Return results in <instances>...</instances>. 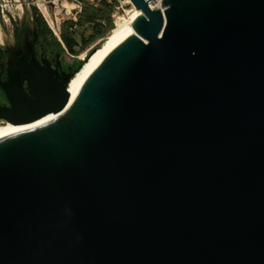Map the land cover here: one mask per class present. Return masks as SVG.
I'll use <instances>...</instances> for the list:
<instances>
[{
    "label": "water",
    "instance_id": "obj_1",
    "mask_svg": "<svg viewBox=\"0 0 264 264\" xmlns=\"http://www.w3.org/2000/svg\"><path fill=\"white\" fill-rule=\"evenodd\" d=\"M130 1L70 97L10 57L0 264H264V0Z\"/></svg>",
    "mask_w": 264,
    "mask_h": 264
},
{
    "label": "rangeland",
    "instance_id": "obj_2",
    "mask_svg": "<svg viewBox=\"0 0 264 264\" xmlns=\"http://www.w3.org/2000/svg\"><path fill=\"white\" fill-rule=\"evenodd\" d=\"M82 1L99 3L98 2L99 0H26L25 8L27 9L28 16L32 18L33 9L34 7H36L37 9L36 13H41V15H43L44 19L46 20L48 26L51 28L53 34L56 35L57 33V35L59 36L61 23L66 19L77 18L78 13L81 11V9L79 10L78 5L81 4ZM104 1H106L111 5L110 11L107 12L105 11L103 18L101 19V22L104 25L106 24L107 17H111L112 22L114 23V20L116 18L127 17L130 11L133 10V6L129 3L124 2V0H104ZM19 12L20 11L18 9V2L16 0H0V38L3 41V43H12L14 41L15 39L14 32L18 28V26H20L21 32L23 31L25 33L23 27L24 23L18 16ZM53 23L55 25V28L59 26V29L56 28L58 31L54 30L51 27L50 24ZM108 30L109 28H106L102 36H97L90 39L89 42L84 47H81V45L83 44L84 40L90 38L92 29L88 26H85L77 30L75 34V39L77 41L75 50H77V52L69 53L65 50L63 53L59 55V61L61 60L62 63L69 64L72 66L71 71L69 73H74L75 63L77 62V60L82 59L80 56L81 53L83 51H86L87 54L89 51H91L92 47L98 45L97 43L95 44L97 39L103 37L108 32ZM25 37H26L24 42L25 45L23 46V48L21 47L22 52L23 51L25 52V48L27 49L29 47V40H31L32 38V32L27 34L25 33ZM0 46L7 52L9 51V47L7 45H3V44L1 45L0 43ZM42 73L48 78L53 77L51 73L45 68H43ZM10 74H11V81L13 83L12 85L18 86V84L20 83V81H22V79L25 80V78H23V75L17 71V68L15 67V64L13 62H10ZM0 97L1 98L3 97L1 91H0Z\"/></svg>",
    "mask_w": 264,
    "mask_h": 264
},
{
    "label": "trees",
    "instance_id": "obj_3",
    "mask_svg": "<svg viewBox=\"0 0 264 264\" xmlns=\"http://www.w3.org/2000/svg\"><path fill=\"white\" fill-rule=\"evenodd\" d=\"M98 2L99 3L82 1L81 11L78 13L77 18L66 19L61 23L59 39L53 34L43 15H41V13H36L37 9L34 7L33 19L37 28V45L48 53H63L65 50L69 53H74L77 52V50H75V46L77 45L75 34L79 28L88 26L92 29L90 38L84 40L81 47H84L90 39L97 36H102L106 28L110 29L113 26V22L111 17L106 18L105 25L101 22L105 11H110L111 5L104 0H99ZM97 46L98 45H96V47ZM82 63L83 60H77L75 63L74 72L79 69V65Z\"/></svg>",
    "mask_w": 264,
    "mask_h": 264
},
{
    "label": "bare ground",
    "instance_id": "obj_4",
    "mask_svg": "<svg viewBox=\"0 0 264 264\" xmlns=\"http://www.w3.org/2000/svg\"><path fill=\"white\" fill-rule=\"evenodd\" d=\"M18 2V9H19V17L24 23V31L25 33H31L32 32V20L27 14V9L25 8V1L26 0H16ZM124 2L129 3L133 6V10L130 11L127 17L123 18H116L114 20L113 26L108 30V32L103 36L97 39L95 44L97 43L98 46L92 47L91 51L86 54V51H83L81 53V58L84 59L82 65L79 67V69L73 73V75L67 80L66 82V88L69 93V97L73 90L75 89L78 82L81 80V78L84 76V74L87 72V70L92 66V64L102 55V53L107 50L110 46H112L116 41H118L121 37H123L125 34H127L129 31L133 29V26L131 24L132 20L141 12L140 9L136 8L130 0H124ZM28 5V4H27ZM149 7H155L152 4H149ZM30 9V8H29ZM128 12V11H127ZM51 27L54 30H57L54 23L50 24ZM58 25V24H57ZM58 31V30H57ZM3 33V32H2ZM56 33V32H55ZM10 34V33H9ZM57 34V33H56ZM12 35V34H11ZM3 37V35H2ZM1 45H5L3 41L0 38ZM1 47V46H0ZM23 48V46H21ZM2 48V47H1ZM7 49V47H6ZM54 112L46 113L38 118L32 119L30 121L22 122V123H10V122H3L0 121V136L20 129L27 127L29 125L35 124L41 119L47 117L48 115L52 114Z\"/></svg>",
    "mask_w": 264,
    "mask_h": 264
},
{
    "label": "flooded vegetation",
    "instance_id": "obj_5",
    "mask_svg": "<svg viewBox=\"0 0 264 264\" xmlns=\"http://www.w3.org/2000/svg\"><path fill=\"white\" fill-rule=\"evenodd\" d=\"M32 20V25H33V17L31 18ZM35 23V21H34ZM36 25V24H35ZM37 30V28H36ZM14 41L12 43H4L9 47V51L7 52L3 48L0 47V82H5L8 78L9 75V68H10V57L12 58H17L21 56V45H20V40H25V33L20 30V26L16 29L14 32ZM30 53L31 49L28 47L26 49L25 56L23 57L26 61L30 60ZM34 53H35V58L38 61V64L41 67H46L47 64H49L50 70L52 71V76H56L58 80L61 79V76H66L70 71L72 66L69 64H64L59 61V55L61 53L56 52V53H48L44 51L42 48H40L36 40L34 42ZM59 62L60 65H57ZM23 89L30 95L28 86H27V80H23L22 83ZM0 91L2 92L3 97H0V105H9V100L5 94V92L2 89L1 83H0ZM5 122V121H4Z\"/></svg>",
    "mask_w": 264,
    "mask_h": 264
},
{
    "label": "built area",
    "instance_id": "obj_6",
    "mask_svg": "<svg viewBox=\"0 0 264 264\" xmlns=\"http://www.w3.org/2000/svg\"><path fill=\"white\" fill-rule=\"evenodd\" d=\"M161 2V0H149V4H152V5H154V6H160L159 5V3ZM79 6V10L81 9V4H79L78 5ZM58 29H59V26H58ZM55 32V31H54ZM57 35V34H56ZM58 36V35H57ZM59 37V36H58ZM96 46V45H95ZM94 46V47H95ZM81 60H83L84 61V59H81ZM0 121H2L1 119H0Z\"/></svg>",
    "mask_w": 264,
    "mask_h": 264
}]
</instances>
